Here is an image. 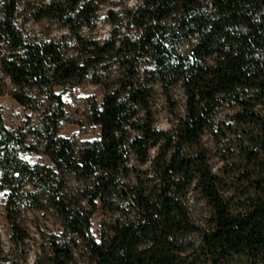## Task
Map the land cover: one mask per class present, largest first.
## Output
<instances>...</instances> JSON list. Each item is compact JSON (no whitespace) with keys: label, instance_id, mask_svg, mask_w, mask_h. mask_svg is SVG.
I'll list each match as a JSON object with an SVG mask.
<instances>
[{"label":"trees","instance_id":"obj_1","mask_svg":"<svg viewBox=\"0 0 264 264\" xmlns=\"http://www.w3.org/2000/svg\"><path fill=\"white\" fill-rule=\"evenodd\" d=\"M121 1L0 0V97L30 112L0 107V264H264V0ZM85 80L78 141L56 88Z\"/></svg>","mask_w":264,"mask_h":264},{"label":"rangeland","instance_id":"obj_2","mask_svg":"<svg viewBox=\"0 0 264 264\" xmlns=\"http://www.w3.org/2000/svg\"><path fill=\"white\" fill-rule=\"evenodd\" d=\"M111 2H118L119 0H110ZM136 3L135 0H122L121 4L123 6H132ZM106 9L101 13L104 14ZM32 32L38 34L39 31H42L40 25L30 26ZM51 32L50 37L57 36L59 34L56 28ZM107 25L104 22H101L98 27V34L103 38L107 35ZM56 91L62 94L64 101L65 109L67 110L69 120L68 122L61 123L60 135L64 137H73L78 141H87V139H94L98 136V128L88 124L85 120L86 107L94 100L95 102H100L103 93L102 89L98 86L93 85L90 80H85L84 83L77 86H70L64 88H56ZM175 99H180L181 93L179 90L174 92ZM0 107L2 111V117L4 125L8 128L17 129L22 127L25 122L26 116L30 113L28 110H24L20 107L11 96L3 95L0 97ZM167 106L164 102V99L161 97L158 100V115H157V125L156 127L159 130H167L170 127V116L167 111ZM24 160H27L29 163L36 164H50L48 156L40 153L26 152L20 155ZM212 165L215 168L220 167L221 162L217 157L212 159ZM4 203V193L0 191V235L2 236L3 243L6 244L7 239V226L4 224L3 219V204ZM198 207V204H197ZM99 222L100 217L95 214L92 218L91 232L94 237L98 239L99 231ZM33 254H30L29 260H32Z\"/></svg>","mask_w":264,"mask_h":264}]
</instances>
